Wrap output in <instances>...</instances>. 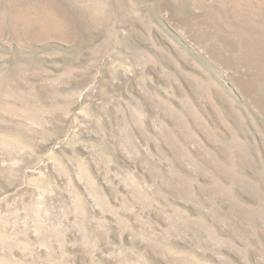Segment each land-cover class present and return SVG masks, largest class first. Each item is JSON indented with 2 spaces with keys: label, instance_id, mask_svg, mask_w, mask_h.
<instances>
[{
  "label": "rangeland",
  "instance_id": "rangeland-1",
  "mask_svg": "<svg viewBox=\"0 0 264 264\" xmlns=\"http://www.w3.org/2000/svg\"><path fill=\"white\" fill-rule=\"evenodd\" d=\"M0 264H264V0H0Z\"/></svg>",
  "mask_w": 264,
  "mask_h": 264
}]
</instances>
